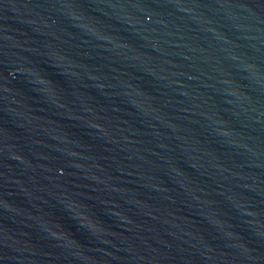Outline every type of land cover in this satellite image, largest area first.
Listing matches in <instances>:
<instances>
[{
	"label": "water",
	"instance_id": "obj_1",
	"mask_svg": "<svg viewBox=\"0 0 264 264\" xmlns=\"http://www.w3.org/2000/svg\"><path fill=\"white\" fill-rule=\"evenodd\" d=\"M0 264H264V0H0Z\"/></svg>",
	"mask_w": 264,
	"mask_h": 264
}]
</instances>
